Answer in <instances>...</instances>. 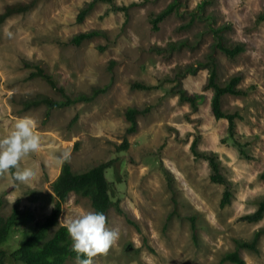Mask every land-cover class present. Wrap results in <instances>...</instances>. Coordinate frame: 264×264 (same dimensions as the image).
I'll return each instance as SVG.
<instances>
[{
	"label": "rangeland",
	"instance_id": "rangeland-1",
	"mask_svg": "<svg viewBox=\"0 0 264 264\" xmlns=\"http://www.w3.org/2000/svg\"><path fill=\"white\" fill-rule=\"evenodd\" d=\"M16 0H0L4 4ZM88 0H36L25 12L13 13L0 22V138L15 122L30 117L38 122L40 150L21 161V167L37 172L32 186L14 182L11 174L0 177V210L10 211L14 202L31 216L20 218L10 230L4 247H15L34 221L49 212L51 182L59 172L57 157L70 151L68 163L74 171L108 159L105 169L111 205L107 226L117 228L119 240L106 256L93 264H234L221 256L234 248V239H249L263 219L239 218L255 207L264 193V17L259 18L264 0H210L188 26H182L199 0H183L185 12H173L152 28L150 17L170 0H114L128 4L126 11L113 9L97 0L82 20L79 8ZM224 22L228 42L241 41L244 49L233 58L216 50L221 79L239 71L242 94H224L222 108L235 112V137L243 143L244 157L228 136L225 118H215L209 108L210 90L202 89L205 68L187 73L181 85L188 92L203 93L197 108L179 101L169 91L174 68L201 59L212 40L209 24ZM96 28L102 34L69 41L75 32ZM11 34L9 36L8 34ZM187 38L193 47L156 50L171 40ZM104 46L99 48V46ZM41 60L58 85L69 96L89 94L92 87L105 89L89 100H77L47 110L43 103L22 107V100L37 93L54 99L60 95L40 77L27 78L33 68L24 61ZM109 60L113 63L108 67ZM110 68V69H109ZM133 80L154 87H131ZM129 105L145 108L135 115L136 127L127 131L122 109ZM123 137L127 146L117 150ZM197 138L200 149L215 151L233 182L229 203L220 206L223 186L209 179L204 158L189 149ZM14 171V170H13ZM172 185V189L171 186ZM88 198L70 191L61 203L58 223L87 212ZM189 214L195 218L196 238L191 236ZM256 251L239 248L246 264H264V233L257 238ZM6 264H23L10 256ZM62 264H76L68 257Z\"/></svg>",
	"mask_w": 264,
	"mask_h": 264
},
{
	"label": "trees",
	"instance_id": "trees-1",
	"mask_svg": "<svg viewBox=\"0 0 264 264\" xmlns=\"http://www.w3.org/2000/svg\"><path fill=\"white\" fill-rule=\"evenodd\" d=\"M36 0H16L10 3L4 4L0 11V22L7 16L27 11ZM97 0H88L82 5L77 14L76 20L80 21L85 16L87 11ZM110 3L113 9H121L126 11L128 6L136 4L137 2L131 1L128 4H117L114 0H103ZM210 0H199L195 7L190 10L191 15L182 26H188L195 17L201 18L210 17V14L201 16L200 13L204 10L205 5ZM183 5V0H170L166 5L156 13H153L150 17V23L152 28H157L158 22L169 13L173 12L175 15H181L185 12L184 8H180ZM259 18L264 17V4L262 10L258 14ZM229 27V23L224 22L216 26L209 24L208 30L211 32L212 40L209 43L208 50L203 54L201 59H196L194 62H189L184 65H178L174 68L172 76L163 77L164 80H173L174 82L169 86V91L176 93L179 101H186L190 105L191 109L197 108L199 101L203 97V93L188 92L181 85V78L189 73H194L199 68H205L207 75L202 84L203 90H210L209 96V108L211 114L215 118H225L227 121V134L231 137L234 143L238 146V150L244 157H249L243 143L235 137V112H227L222 108V96L224 94H242L244 89L238 86V82L242 77L241 72L236 71L227 76L225 79H221L218 71V61L214 52L216 50L222 52L227 57L233 58L244 49V43L241 41L228 42L224 37L223 31ZM102 30L91 28L75 32L69 38V41L74 44H79L83 39L89 38L93 35L102 34ZM186 45L193 47V42H190L187 38H181L179 40H171L166 43V46L158 47L153 46L156 50L168 49L169 51L177 48L178 46ZM104 46L100 45L99 48ZM108 67L113 63V60H109ZM25 66L33 67L27 74V78L38 76L42 78L49 87L60 95V98L54 99L46 94L37 93L33 97H28L22 100V107L27 108L29 106L43 103L47 110L52 107H58L73 103L77 100H89L99 91L105 89V85L101 87H92L89 94L79 93L74 97L69 96L62 85H58L53 79L51 73L47 70L46 65L41 61H24ZM110 69V68H109ZM131 87L148 88L154 87V84H146L143 81L133 80L130 83ZM145 109V108H144ZM135 105H129L122 109L124 118L128 121L127 131H133L136 127L135 115L144 110ZM197 138L194 137L189 145V149L195 158H204L209 166V179L213 182L221 183L223 186L222 193L219 199V205L223 206L230 202L233 195V182L225 174V165L222 163L215 151L210 149H200L197 146ZM127 146V139L123 137L122 141L116 145L117 150L123 149ZM112 167L115 173V167H113V160L108 159L105 161H99L93 163L83 170L74 171L71 169L68 162L60 165V169L56 177L52 180L50 186L53 193V201L49 212H47L41 219L33 222L29 231H26L25 235L21 237L18 244L11 248L6 249L3 242L6 240L10 230L15 225L16 221L23 217L31 216L28 211L20 210L16 202L13 203L10 211L3 214L0 210V264H6V256H10L15 261H20L23 264H62L68 257L76 259V253L71 250L72 241L67 234V230L63 227V224L58 223L57 217L60 210L61 203L65 200L70 191L85 196L88 198L89 203L93 211L102 212L107 215L108 208L113 205L116 210L122 211L117 201H113L109 192V181L105 176V169ZM259 177L264 178V169L258 173ZM171 189H172V185ZM1 206V203H0ZM190 221L191 236L196 238L197 226L195 224V218L193 215L188 216ZM240 219L245 221H257L259 219L264 220V193L255 200V207L253 210L243 213L239 216ZM261 233H264V221L263 225L253 231L251 238L249 239H234L233 250L225 252L221 256V260H228L234 264H246L245 260L239 254V248H246L252 251L257 250V238ZM81 258H84L83 256Z\"/></svg>",
	"mask_w": 264,
	"mask_h": 264
},
{
	"label": "clouds",
	"instance_id": "clouds-1",
	"mask_svg": "<svg viewBox=\"0 0 264 264\" xmlns=\"http://www.w3.org/2000/svg\"><path fill=\"white\" fill-rule=\"evenodd\" d=\"M8 35L11 36L10 33ZM37 127L36 120L23 117L0 138V177L11 174L14 182L25 186L36 182L37 172L29 167L22 168L21 161L40 150L41 138L35 131ZM70 155V151H64L57 157V163L62 166L70 160ZM62 226L72 241L71 250L76 253V264H93L94 258L106 256L120 237L119 229L107 226V217L102 212L77 215Z\"/></svg>",
	"mask_w": 264,
	"mask_h": 264
}]
</instances>
